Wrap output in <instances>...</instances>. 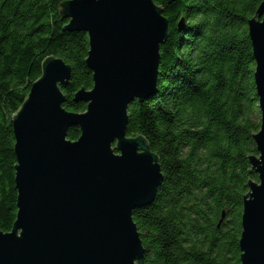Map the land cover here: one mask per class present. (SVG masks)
<instances>
[{
    "label": "trees",
    "instance_id": "obj_1",
    "mask_svg": "<svg viewBox=\"0 0 264 264\" xmlns=\"http://www.w3.org/2000/svg\"><path fill=\"white\" fill-rule=\"evenodd\" d=\"M64 0H0V228L17 217L13 115L49 56L72 66L63 106L94 86L88 34L65 29ZM169 19L161 45L157 94L128 108L127 135H144L160 157L155 200L133 211L146 264H241L244 197L254 135L261 127L248 22L264 0H154ZM81 135L69 129V139ZM225 214L221 224L220 221Z\"/></svg>",
    "mask_w": 264,
    "mask_h": 264
},
{
    "label": "water",
    "instance_id": "obj_2",
    "mask_svg": "<svg viewBox=\"0 0 264 264\" xmlns=\"http://www.w3.org/2000/svg\"><path fill=\"white\" fill-rule=\"evenodd\" d=\"M60 13L70 19L65 29L88 34L94 86L74 97L86 111L67 110L62 86L72 66L49 56L13 115L18 211L11 231L0 228V264H146L133 211L155 200L164 176L148 139L127 135L128 108L157 94L169 19L154 0H64ZM248 27L261 127L259 155L249 156L259 181L247 184L240 260L264 264V1ZM72 126L81 129L76 140Z\"/></svg>",
    "mask_w": 264,
    "mask_h": 264
}]
</instances>
